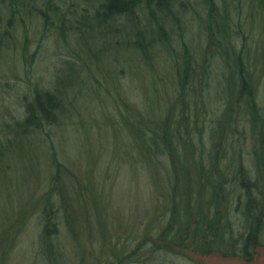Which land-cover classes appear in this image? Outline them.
Wrapping results in <instances>:
<instances>
[{"label":"trees","instance_id":"1","mask_svg":"<svg viewBox=\"0 0 264 264\" xmlns=\"http://www.w3.org/2000/svg\"><path fill=\"white\" fill-rule=\"evenodd\" d=\"M244 1L264 12V0ZM1 4L0 57L16 47L22 34L26 39L35 35L37 49L33 55L27 46L21 54L16 52L24 84L12 89V96L21 111L18 121L0 129V181L16 151L25 154L48 148L51 174L36 231L39 244L49 246L43 258L53 264H76L56 242L61 225L66 224L71 186L53 140L72 118L65 90H89L83 80L93 76L94 55L89 48L93 47L100 52L102 67L111 63L123 72L128 70L141 96L128 122L130 131L123 134L120 129L117 135L123 143V136L131 142L120 147L122 160L132 165L137 178H147L152 185L159 178L157 164L180 180L170 195L176 205L162 222L165 250H179L185 256L219 252L253 262L255 249L264 246V170L258 172L256 156L246 148L245 125H252L262 113L250 50L244 38L243 46L236 48L239 33L232 32L236 22L228 12L221 14L215 0H1ZM197 6L206 15V40L199 54L183 41L189 33L187 16ZM241 6L240 2L239 11ZM56 42L76 46L81 63H52L50 82L33 80L39 64L51 60L52 55L44 52ZM167 60L172 72L170 93L163 102L162 80L157 75L163 68L160 61L168 64ZM185 206L191 208L188 216ZM141 231L151 235L147 228ZM11 236L14 249L20 235H10L9 240ZM141 246L134 254H147V246ZM150 250L154 253L157 247L152 244Z\"/></svg>","mask_w":264,"mask_h":264},{"label":"rangeland","instance_id":"2","mask_svg":"<svg viewBox=\"0 0 264 264\" xmlns=\"http://www.w3.org/2000/svg\"><path fill=\"white\" fill-rule=\"evenodd\" d=\"M240 2L242 6L239 11L237 6ZM215 3L221 14L228 12L236 22L231 29L233 33L238 31L239 42L234 41V44L240 49L244 38L245 47L250 50L254 63L252 74L262 116L255 117L252 125H245L246 148L256 156V169L262 172L264 12L258 11L255 5L246 4L244 0H215ZM2 9L0 0V12ZM205 18L204 11L197 6L186 20L189 33L183 41L198 54L206 40ZM15 44L16 47L8 48L6 55L0 57V129L5 124L18 121L21 111L19 103L12 96V89L24 84L16 52L21 54L27 46L29 54L33 55L37 49L35 35H29L26 39L22 34ZM49 48L51 51L44 53H47V57L52 55L51 60L39 64L33 80L43 78L46 83L50 82L54 74L52 63L53 66L59 61L81 63L77 58L80 52L76 46L56 42ZM89 48L94 55L91 58L94 63L90 66L93 76L89 74L83 80L89 90H65L72 118L67 126L55 133L53 140L61 161L68 169L71 186L68 187L66 199V224L60 227L59 239H54L63 246L65 253L70 252L76 264H205L181 254L179 250L173 253L165 250L163 241L166 230L162 222L166 221V213L171 211L172 205H176L170 195L177 189L180 180L173 171L157 164L154 167L159 178L152 185L147 178H137L132 165L122 160L120 147L131 142L123 136V143L117 135L120 129L123 134L130 131L128 122L136 114L141 96L133 88L128 70L123 72L121 66L111 67V63L102 67L97 57L100 52ZM160 65L163 68L157 78L162 80L160 99L164 102L170 93L168 80L172 63L160 61ZM152 72L157 74V70ZM148 99L152 100L150 95ZM50 165L48 148H43L25 154L16 151L4 167L5 179L0 181V264H53L51 259L42 256L43 250L48 252L49 246H41L39 235H36L39 207L43 205L46 182L51 174ZM184 208H188V216L191 208ZM141 228L149 229L151 235L140 232ZM10 235H20L14 249ZM140 243L141 249L147 246V254L140 251L134 254ZM152 244L157 247L154 253L150 250ZM5 254L9 255L8 258Z\"/></svg>","mask_w":264,"mask_h":264},{"label":"water","instance_id":"3","mask_svg":"<svg viewBox=\"0 0 264 264\" xmlns=\"http://www.w3.org/2000/svg\"><path fill=\"white\" fill-rule=\"evenodd\" d=\"M257 258L253 262L245 261L240 257H226L219 252H213L210 254H197L188 253L190 257L199 261H203L205 264H264V246H258L255 251Z\"/></svg>","mask_w":264,"mask_h":264}]
</instances>
